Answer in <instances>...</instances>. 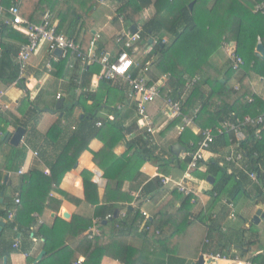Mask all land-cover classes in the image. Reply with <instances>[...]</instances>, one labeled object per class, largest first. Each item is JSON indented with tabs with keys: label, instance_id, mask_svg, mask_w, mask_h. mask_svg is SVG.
Segmentation results:
<instances>
[{
	"label": "crops",
	"instance_id": "obj_1",
	"mask_svg": "<svg viewBox=\"0 0 264 264\" xmlns=\"http://www.w3.org/2000/svg\"><path fill=\"white\" fill-rule=\"evenodd\" d=\"M62 1L64 0H61V3ZM151 1L152 5L143 11V21L152 17L155 12L153 4L156 0ZM0 2L5 8L10 5V0H0ZM59 8L60 6L53 12L57 30L59 19L56 15ZM116 9L117 2L114 0L99 4L91 14L94 25L86 37H84L85 30L80 28V22L75 23L72 18H69L70 16L64 19L60 33L74 39L85 52L89 48L99 49L102 47L100 51L114 60L117 53L116 47L108 44L116 43V38L121 31L126 28L130 29L125 24L121 25L118 22V17L117 21L114 20ZM216 16L215 33L218 34L222 11H218ZM6 20V16L0 15V101L7 107L0 111V140L4 133H8V136L11 137L18 128H22L24 136L17 147L24 152L25 156L19 169H17L19 163L17 160L12 163L10 170H5L6 158L11 148L15 147L10 145L9 141L1 140L3 143L0 146V171L6 185L3 193L0 194V199H2L0 206L2 210L12 207L14 221L9 223L5 217H0V250H7L4 251L7 255L1 258L0 264H35L42 252L45 254L37 264H71L79 258L85 260L83 249L79 246L80 242L86 238V233L90 228H95L97 231L94 237L100 236L98 219L102 213L97 212V206H112L118 213L119 219H123L127 211H138L140 214L144 212L148 215L149 221L156 214H163L166 211L170 214L176 212L183 196L192 197L193 208L189 217L192 223L179 230L170 228L168 242L166 245L164 244L168 248L169 254L167 253L165 256V248L151 244L150 239H148V244L146 243L144 234L150 232L151 229L142 231L138 228L142 234L128 238L125 240V245L136 250L144 247L145 255L151 264H198L201 256L204 257L203 264H227L214 258H208L210 255L203 253L207 234L212 233L217 238L218 233L213 228L212 232H209V228L197 221L196 218L210 214L211 219L209 220L220 224L221 228L218 229L224 234L223 239L227 240L229 244L224 252L225 257L229 258L226 260L228 264H242L243 259H250L256 264H264V224L262 223V221L264 222V206L263 197L261 199L258 197L257 188L263 189L264 186V164L258 165V179L262 176L263 180L258 185L249 181L250 183L248 182L244 186V192L238 199L239 201L244 198L250 204L259 206L258 210H261L263 216L258 224L253 223L258 210L254 213L255 210L243 204L242 209L238 211V201L232 203L233 208L225 204L231 202L232 194L235 193L236 188H233L222 200H217L207 193L214 184V178L208 173L210 171L214 173L208 167L211 161L218 162L219 166L230 175H237L238 172L244 171V162L228 163L225 161L226 156H234V153L238 151L243 152L238 144L219 152L210 148L204 153V160L197 168L200 170L199 173L203 174V179L197 177L196 170L190 174V178L186 182L187 187L193 191V195L181 194L173 185L162 187L159 182V178L162 176L176 180H180L183 176L186 168H182V159L187 157L189 143H195L199 138L198 133L206 128L207 118L205 115L213 101L208 103L199 116H194V113L197 114L201 102L196 105L198 108L194 107L196 109L191 110V114L182 112L185 117L193 119L191 125L185 130L195 136L197 140L187 142L186 145L180 144L178 140L182 134L179 135L178 130L181 126V119L178 116L170 115L169 110L163 105V97L168 94L162 93L161 90L168 85L169 76L168 74H159L153 67H150L145 78L149 82L163 80L160 85V98L148 106V114L154 130L153 136H149L142 129V124L136 113V100L126 83L117 82V80L111 81L105 91L100 86L98 87L99 81L103 80L99 78L100 67L98 65L82 67L71 55H68L67 62L63 64L61 63L62 56H55L53 53H49L46 46H40L31 55L24 74L19 76L15 56L19 48L25 44L20 41V36L24 34L8 25ZM167 40L168 38L165 37L164 41ZM230 47L235 48V44H223L211 55L208 61L209 66H203L202 73L212 78L224 75L230 67L228 61ZM154 58L156 59V57ZM95 67L98 68V72L93 73L89 86L82 87L86 68L93 70ZM179 69L183 71L186 78H189L188 80L197 79L196 74L185 66L180 65ZM220 81L225 83L222 79ZM231 82H233V87L229 85ZM239 83V78L229 79L227 88L236 89ZM248 85L255 96L264 100V77L252 74L248 78ZM208 90V86H203L205 94L208 93ZM88 94H94L95 100L85 102L81 99V96L85 97ZM188 94L189 92L185 89L178 92V96L173 99L181 98L184 104ZM57 95L60 96L59 99H57ZM58 102H62L63 105L56 109ZM98 122H101L105 128L99 136L89 140L87 149L79 156L75 166L63 175L58 189L48 193V185L44 184L43 187L35 182L27 188V197L31 192L35 194L31 200L39 201V197H49L53 203L51 208H47L46 201L45 206L39 212L31 213L33 221L24 224L28 225L27 227H20L16 215L18 214L20 218L24 219L26 211H29L28 208L19 209V204H13L16 195L20 198L22 179L31 173H38L50 178L51 167L61 151L68 147L71 141L79 137H87L93 130L102 128L97 125ZM21 125H25V128ZM55 127L58 128V131L53 132ZM256 129L254 136L258 142L264 145V125ZM150 139L155 142L154 147L150 145ZM177 144L183 146L185 151L175 157L171 153V149ZM105 147L112 148L111 154L115 157L130 155L129 153H132V157L134 154L140 156L134 163L128 160L120 162L119 165L115 164L110 175L117 176L119 179L124 177L121 187L115 191L112 190L114 184L112 177L107 179L103 169L110 164L111 156L100 158L98 164L95 162L96 157L99 158ZM145 150L151 151L154 160L157 159L159 162L148 160L140 155ZM19 171L23 173L18 174ZM59 175L60 172L56 171L55 176L59 178ZM208 177L212 178V183L207 182ZM85 181L94 184L96 190L92 188L87 190L84 186ZM40 191H45L47 194H39ZM173 191L178 192L181 197L174 199ZM124 197H131L132 202L130 204L123 203ZM105 199L107 203L103 202ZM55 202H59L60 205L57 207ZM56 208L58 209L56 210ZM248 209H251L252 213H250L251 211L247 212ZM231 213L234 214L233 218L230 216ZM63 214H67L68 217L63 218ZM247 215L250 216L247 217ZM253 215L254 218H252ZM143 221L142 218L139 225L144 223ZM88 223L91 225L82 232V227ZM251 225H254L255 228H250ZM242 232L244 235L240 236ZM198 233L202 237L196 249L198 252L194 253L189 238ZM158 234L159 230H155V235ZM249 240L254 241V244L243 247L237 244V242ZM15 242L19 244L16 249L13 248ZM235 257H240L241 261L234 262L232 259ZM101 264L121 263L113 257H104Z\"/></svg>",
	"mask_w": 264,
	"mask_h": 264
},
{
	"label": "trees",
	"instance_id": "obj_2",
	"mask_svg": "<svg viewBox=\"0 0 264 264\" xmlns=\"http://www.w3.org/2000/svg\"><path fill=\"white\" fill-rule=\"evenodd\" d=\"M114 1L117 2L114 20L117 21V17H122L126 26L140 27L141 29L139 32V41L129 51L134 60V66L130 72L132 77H137L141 74L147 64H149V68L153 67L159 74H168V85L161 92H165V94H169L174 98L178 96V92L186 89L189 94L185 103L182 105V112L184 114H188L189 112L191 114V110L201 102L199 108L196 107L198 108L197 116H199L201 111L205 110L208 103L210 104L213 101L211 108L205 115L207 118L205 127L213 130L226 121H242L245 117L255 119L264 113V100L255 96L248 85L250 75L254 74L259 77H264V62L254 56L257 42L260 41L264 46V13L255 10L257 6L264 5V0H156L153 4L155 11L153 16L145 21L142 19L143 11L152 5L151 0ZM58 6L60 8L56 15L59 19V28L57 31L60 32L64 24V19L70 16L69 18H72L75 23L80 22V28L85 30L84 37H86L94 25L91 14L99 6L96 0H64L62 3L61 0H23L20 7V14L29 22L40 24L44 14L47 12L53 13ZM218 11H222V18L219 33L216 34V13ZM165 37L168 38L167 41H164ZM20 41L26 43V37L21 35ZM229 43L235 44L236 54L243 60L241 68L234 71L229 67L224 75L216 76L215 78L203 74L201 69L205 65L209 66L208 61L211 55L220 49L223 44ZM108 45H113L114 48L116 47L117 53L114 56L115 58L119 53V46L115 42L114 44L110 42ZM134 48H136V51L132 53ZM100 49L102 47H99L97 51H100ZM67 59L68 56L64 57L61 63H66ZM180 65L185 66V68L196 74L197 79L195 82L186 78L183 71L179 69ZM94 72H98L97 67L93 70L86 68L83 74L85 79L82 87L89 86ZM232 78H239L240 83L236 89L227 88V82ZM221 79L225 81L224 84L221 83ZM110 84V80L103 79L99 81L98 87L100 86L105 91ZM205 85L209 87L207 94L203 92V86ZM81 99L85 102L87 100H95V95L88 94L85 97L81 96ZM98 123L101 124V122ZM21 126L25 128V125ZM101 126L102 128L93 130L87 137H79L71 141L68 147H65L61 151L51 167L50 178L38 173H31L22 179L19 209L22 208L21 210H23L28 208L29 211H26V218L24 219L20 218V215H16V220L20 227H27L28 225L25 226L24 224L33 221L31 213L34 211L39 212L45 206L46 201L47 208H51L53 203V200L49 197H39V201L37 199L31 200L35 194L31 192L27 197V188L31 187L33 182H35L37 185L43 187L44 184L48 185V193L51 190L58 189L63 175L75 166L79 156L87 149L89 140L99 136L100 132L105 128L102 124ZM256 128L259 127L247 128L246 137L241 142L236 141V137L232 131L226 132L222 136L216 137V140L210 148L219 152L229 146L238 144V147L243 151L245 156L244 165H246V171L258 173V165L264 164V145L258 142L254 136V132L257 130ZM186 130L178 140L182 145L197 140L195 136ZM54 131H58V128L55 127ZM77 136H80V134H77ZM2 143L0 140V146ZM111 151L112 148L105 147L100 153L99 158L97 156L95 159L96 164H98L100 158L104 159L111 156L112 160L110 164L103 168L104 176L107 179H111L110 172L115 164L119 165L120 162H126L128 160L134 163L140 157L137 154H134V157H132V153H129L130 155L115 157L111 154ZM152 154L151 151L145 150L140 155L153 161L154 156ZM24 156V152L18 147L11 148L6 158L4 169L10 170L12 163L17 160L19 161L17 169H19L24 160ZM155 161L159 162L157 159ZM182 161V168L185 169L190 158L185 157ZM208 167L214 171V173L211 171L208 172L214 178V184L212 185V189L207 193L217 200H222L233 188H236L235 193H233L234 195L232 194L231 203L238 201L244 192V186L250 181L246 172H238L237 175L227 174L219 166L218 162L214 161H211ZM56 171L60 172L59 178L55 176ZM199 171L197 169L196 175L203 179V174L199 173ZM123 178L119 179L117 176L112 177L114 181L113 191L121 187ZM259 180H263L262 176H260ZM5 185L3 182V174L0 171V194L3 193ZM84 186L87 190L88 188L96 190V186L90 182L85 181ZM257 188L258 197L260 199L263 197L264 200L263 189L261 187ZM42 193L47 194L45 191L39 192V194ZM172 193L175 195L173 197L174 199L181 197L176 191ZM191 200V196H183L178 208H176V212L170 214L166 211L163 214H156L151 220L147 221L151 230L145 233V236L143 235L146 243L148 244V239H150L151 244L165 248V256L167 253L169 254V250L164 244L166 245L168 242L170 228L179 230L192 223L189 220L193 208ZM103 202L107 203L106 199ZM131 202V197L123 198V203L130 204ZM55 203H57V207L60 205L59 202ZM96 209L98 213H102L98 219L100 236L94 237L92 240L84 238L80 242L79 246L83 249V254L85 255L83 264H101L104 257L118 259L121 264H151L145 255L144 247L136 250L125 245V240L128 238L142 234L138 231L139 223L142 220L141 214L138 211H127L125 217L119 219L118 213L115 215V208L112 206L104 207L102 205L101 207L97 206ZM108 215L112 217L105 220V217ZM0 217H5V210H2L1 206ZM196 219L207 226L209 232H212L213 228L218 233L216 235L217 238L212 233L207 234L206 239L208 245L203 246V253L212 256H225L224 252H226L229 244L227 240L223 239L224 234L218 229L221 228L220 224L214 220H209L211 219L210 214L205 216L201 215ZM209 221L210 224L207 225ZM90 225V223L84 225L82 232ZM250 228H255V226L251 225ZM155 230H159L158 235H155ZM243 235L244 232L240 236ZM237 244L240 247L244 245L250 246L254 244V241L237 242ZM4 251L6 252L7 250ZM4 251L0 250V260L7 255ZM170 257L169 255L168 258L170 259Z\"/></svg>",
	"mask_w": 264,
	"mask_h": 264
},
{
	"label": "built area",
	"instance_id": "obj_3",
	"mask_svg": "<svg viewBox=\"0 0 264 264\" xmlns=\"http://www.w3.org/2000/svg\"><path fill=\"white\" fill-rule=\"evenodd\" d=\"M99 4H102L103 0H96ZM23 0H10V5L5 8L0 2V15L7 17L6 23L12 26L18 32L26 36L27 42L23 44L16 56L15 64L19 71V76H22L25 72L27 62L29 61L32 54H34L40 46H46L49 53H53L55 50H60L62 52L61 56L64 58L68 55L73 56L79 63L80 66L85 67L87 65H98L100 67L99 78L115 81L121 80L123 83H126L131 91V94L134 96L135 108L137 116L142 124V129L145 134L153 136L154 130L151 125V118L148 114V106L153 104L157 99L160 98V85L163 79L158 80L157 82H149L145 75L149 72V64L145 66L141 74L137 77H132L130 72L134 66V60L131 57L129 51L135 46L139 41V32L141 31L140 27L136 28V33H133L129 28L121 31V33L116 38V44L119 46V53L114 60H111L106 53L97 51V49L89 48L86 52L80 48V46L75 42L74 39L67 37L63 33L57 31V27L54 21L53 13L47 12L44 14L40 24H33L28 20L24 19L20 14V7ZM264 13V5H259L255 9ZM118 22L121 25H124V19L118 17ZM228 61L232 70L236 71L241 68L243 65L242 58L236 54L235 48L230 47L228 49ZM136 51V48L132 50V53ZM196 79H192V82H195ZM190 86V85H187ZM182 96V95H181ZM60 96L57 95V99ZM182 101L181 98L173 99L171 95H166L163 97V105L166 109L169 110L170 115L178 116L181 119V126L178 130V134H182L186 128H188L192 123V118H187L182 113ZM7 109L0 101V111ZM198 113V112H197ZM194 116H197L196 112ZM230 118V117H229ZM101 126L100 123L97 124ZM264 125V113L258 116L255 119L250 117H245L242 121L229 122L226 121L223 124H220L215 130L206 128L201 130L198 133V140L195 143H189V150L186 152V156L190 158V161L187 164L186 171L183 173V176L180 180L173 179L171 177H160L159 182L162 187L168 185H173V187L181 194L184 195H193V191L189 189L186 185V182L190 178V174L197 170L199 165L204 160V153L210 149L216 137L222 136L224 133L232 131L236 137V141H242L245 138V130L249 127H259ZM247 131V130H246ZM150 145L155 146L153 139L149 140ZM235 155L226 156L225 161L230 163H237L239 161L244 162V153L238 151L234 153ZM36 155V154H35ZM244 172L249 177V180L252 183L258 184L260 180L258 179V173L247 172L246 165L243 168ZM22 171H19L18 174H22ZM48 173V171H46ZM264 193V186H263ZM20 203L19 196L14 197V205ZM230 208H233L231 202L225 203ZM264 206V200H263ZM5 210V218L9 223L14 221V211L12 207H7ZM144 223L139 225L140 230L148 231L149 225L148 215L146 213H141ZM232 218L234 214L230 215ZM111 215L106 217L110 219ZM95 228H90L86 233V238L92 240L96 234ZM204 244L207 245L208 241L205 238ZM18 242L13 244V248H18ZM208 258H214L215 260L222 261L228 264L226 261L227 257L225 256H208ZM234 262H240V257H235ZM84 259L79 258L72 262L71 264H83ZM242 264H256L250 259H243Z\"/></svg>",
	"mask_w": 264,
	"mask_h": 264
},
{
	"label": "water",
	"instance_id": "obj_4",
	"mask_svg": "<svg viewBox=\"0 0 264 264\" xmlns=\"http://www.w3.org/2000/svg\"><path fill=\"white\" fill-rule=\"evenodd\" d=\"M130 29L132 30L133 33H136V28H135L134 26H131ZM92 33H94V32L92 31ZM61 54H62V52H61L60 50H55V51L53 52V55H55V56H61ZM254 56H255L257 59H259L260 61L264 62V46H263V44H262L260 41L257 42V45H256V47H255V51H254ZM222 83H223V82H222ZM62 105H63L62 102H58V103H57V106H56V109L60 108ZM23 136H24V130H23L22 128H18V129L15 131V133L13 134V136H11V137L8 136V133H4V134L2 135V137H1V140H2V141L5 140V141H7V142L9 141V144H10V145H12V146H14V147H17V146L20 144V142H21ZM182 151H185V148H184L183 146H181V145H178V144H177V145H174V146H173V149H171V153H172L175 157L179 156V154H180ZM207 182L212 183V182H213L212 178H211V177H208V178H207ZM1 201H2V199H0V202H1ZM115 215H117V212H115ZM62 216H63V218H67V217H68L67 214H63ZM262 216H263V215H262L261 210H258L257 213H256V216H255V218H254V220H253V223H254V224H258V223H259V220H260V218H261ZM0 225H1V224H0ZM44 254H45L44 252L40 253V255L38 256V258H37L35 264H37L38 262L41 261V258L43 257ZM203 259H204V257L201 256L200 259H199L198 264H203ZM5 262H6V260L4 259V263H5Z\"/></svg>",
	"mask_w": 264,
	"mask_h": 264
},
{
	"label": "rangeland",
	"instance_id": "obj_5",
	"mask_svg": "<svg viewBox=\"0 0 264 264\" xmlns=\"http://www.w3.org/2000/svg\"><path fill=\"white\" fill-rule=\"evenodd\" d=\"M104 7H105V4H103ZM195 78V77H194ZM189 79V78H188ZM191 80V79H190ZM229 85H232V87L234 86L233 85V82L229 83ZM246 205L248 207H250L252 210H255L254 213L259 209V206H254V204H250L249 201H247V199L245 200L244 198H241L238 202H237V210L240 211V209H242V205ZM244 209V208H243ZM251 209H248L247 212L251 211ZM252 213V211L250 212ZM250 215H247V217H249ZM252 218H254V215L252 216ZM251 220V219H249ZM262 223L264 224V222L262 221ZM201 235L200 233L196 234L195 236L194 235H191L190 238H189V241L191 242L192 246V252H198L196 249H197V246L199 245V241L201 239Z\"/></svg>",
	"mask_w": 264,
	"mask_h": 264
},
{
	"label": "bare ground",
	"instance_id": "obj_6",
	"mask_svg": "<svg viewBox=\"0 0 264 264\" xmlns=\"http://www.w3.org/2000/svg\"><path fill=\"white\" fill-rule=\"evenodd\" d=\"M115 58H116V57H115ZM115 58H114V59H115ZM118 81L122 82L121 80H117V82H118Z\"/></svg>",
	"mask_w": 264,
	"mask_h": 264
}]
</instances>
